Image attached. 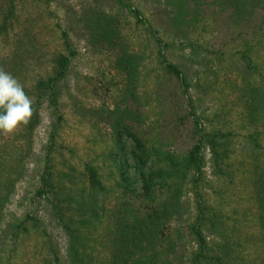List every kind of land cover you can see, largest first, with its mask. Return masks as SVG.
I'll list each match as a JSON object with an SVG mask.
<instances>
[{
	"label": "rangeland",
	"instance_id": "rangeland-1",
	"mask_svg": "<svg viewBox=\"0 0 264 264\" xmlns=\"http://www.w3.org/2000/svg\"><path fill=\"white\" fill-rule=\"evenodd\" d=\"M0 67L40 99L0 133V264H70L77 237L102 264L99 220L65 214L89 169L99 201L140 205L135 140L179 189L155 239L172 264H264V0H0Z\"/></svg>",
	"mask_w": 264,
	"mask_h": 264
},
{
	"label": "trees",
	"instance_id": "trees-1",
	"mask_svg": "<svg viewBox=\"0 0 264 264\" xmlns=\"http://www.w3.org/2000/svg\"><path fill=\"white\" fill-rule=\"evenodd\" d=\"M250 1L252 4H257L258 1L263 0ZM66 64L67 61L65 59L61 60L58 64L59 70L56 72V79L64 75ZM0 69L5 71L3 67H0ZM168 69L174 70L172 67H168ZM39 90L41 92V89ZM49 91H51L53 97L54 87H50ZM39 102L40 99H37L34 103L33 114L30 122L27 124L31 129L37 122L36 118H38ZM130 152L132 160L130 168L133 170L134 176L140 183V187L138 188L140 195L134 194L137 195L141 201L137 208H133L132 202L129 201V199L132 200L135 189L130 190V192L126 191L129 199H127L128 197H126V200L115 199L110 205H106L102 201H99L98 196H96L97 192L95 191L99 189L101 182L97 176V172L89 169V172H87L88 187H90L89 192L83 194L85 192L84 188L81 192L75 193L73 195V200L75 201L73 202L72 208H74L77 214H72L71 216L65 214V216L73 221L75 217L82 215L87 216L85 220H81L86 223L99 220L101 230L105 234H103L104 237L101 238L100 243V247L104 249V257L101 260L102 264H172L171 258L169 259V257L172 256L169 255L170 246L172 245H166L155 239L156 237L162 238L161 232L159 231L161 226L163 231L167 220L175 216L177 212L179 203L177 194L179 189L175 190V197L169 196L168 198H164L162 191L169 188L165 186H172V184L167 183L168 175L172 174V171L166 169L164 166H159L154 169V161L151 163L152 167L149 166L148 162L150 156L138 140H135V148ZM194 156V153L190 154L189 161L187 162L188 165L193 164L192 160ZM173 166H175V164L171 163L170 167ZM173 168L175 169L176 167ZM179 169H181V166ZM176 171L178 170L175 169L173 172ZM124 182V188L128 189L129 184L127 180L124 179ZM263 183L264 175H260L256 181L257 187L261 188ZM261 201L263 203L260 207L264 210L263 197ZM57 206L58 205H55V207ZM63 210L64 209L56 210V208H54L55 213L62 216ZM261 219L264 218L261 217ZM197 221L200 222V220ZM261 226L264 230V223ZM75 231L77 234L79 233L78 229H74L73 234H76ZM194 232L198 233L197 231ZM82 244L83 241L78 237L75 241L70 240L69 249L71 248L73 251V254H70V264H80V262H84L86 255L84 252H79ZM225 258L224 256H218L214 261L217 262V264H223ZM200 259L201 255L197 254V256L193 257L191 264H198Z\"/></svg>",
	"mask_w": 264,
	"mask_h": 264
},
{
	"label": "clouds",
	"instance_id": "clouds-1",
	"mask_svg": "<svg viewBox=\"0 0 264 264\" xmlns=\"http://www.w3.org/2000/svg\"><path fill=\"white\" fill-rule=\"evenodd\" d=\"M32 114V98L12 74L0 69V133L14 134L30 122Z\"/></svg>",
	"mask_w": 264,
	"mask_h": 264
}]
</instances>
